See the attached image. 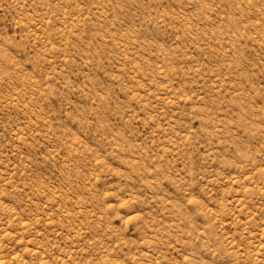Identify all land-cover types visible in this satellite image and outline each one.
I'll list each match as a JSON object with an SVG mask.
<instances>
[{
  "label": "rangeland",
  "instance_id": "1",
  "mask_svg": "<svg viewBox=\"0 0 264 264\" xmlns=\"http://www.w3.org/2000/svg\"><path fill=\"white\" fill-rule=\"evenodd\" d=\"M0 264H264V0H0Z\"/></svg>",
  "mask_w": 264,
  "mask_h": 264
}]
</instances>
